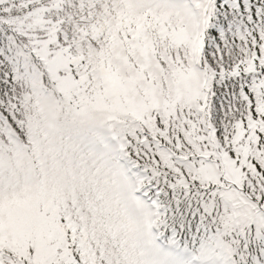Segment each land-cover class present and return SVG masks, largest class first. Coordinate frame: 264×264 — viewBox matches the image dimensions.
<instances>
[{
	"label": "snow or ice",
	"instance_id": "1",
	"mask_svg": "<svg viewBox=\"0 0 264 264\" xmlns=\"http://www.w3.org/2000/svg\"><path fill=\"white\" fill-rule=\"evenodd\" d=\"M0 264H264V0H0Z\"/></svg>",
	"mask_w": 264,
	"mask_h": 264
}]
</instances>
